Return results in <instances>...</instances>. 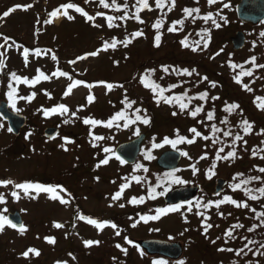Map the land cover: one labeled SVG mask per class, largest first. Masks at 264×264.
Returning a JSON list of instances; mask_svg holds the SVG:
<instances>
[{"label":"rangeland","instance_id":"1","mask_svg":"<svg viewBox=\"0 0 264 264\" xmlns=\"http://www.w3.org/2000/svg\"><path fill=\"white\" fill-rule=\"evenodd\" d=\"M70 2L82 7L89 15L95 16L97 12H103L104 16H95L94 20L95 24L102 27H94L93 21H88L74 9L67 10L74 17L72 20L62 14L58 18L49 16L50 12ZM108 2L111 4V0ZM162 2L165 7L160 9L156 7L155 0H148L152 10H141L139 15L144 23H139L134 18L137 0H117L122 6L121 10L113 7L105 9L99 5L98 0H90L89 3L84 0H0V44L4 43V36L10 38L5 47L0 49V52H4L0 60L7 64L0 73V102L8 103L12 112L28 119L26 128L18 138L0 120V180L38 182L46 186L62 185L67 192L57 189L56 195L68 199L67 194L71 193L72 197L70 205L66 206L59 199H50L51 193L37 194L35 190H30L29 194H25L13 185L0 186V195L6 201L0 204V213L7 216L18 212L27 229L21 234L19 230L6 225L3 232H0V264H154L159 257H150L137 246L139 241L147 239L182 243L183 258L175 263L167 260V264H180L181 261L184 264H227L230 260L239 263L233 259L237 256H233L232 252H221L218 249L241 247L243 237L249 234L247 229L252 227L256 219L251 212L253 207L237 208L225 203L216 208L214 204L209 205V202L221 200L224 196H231L238 202L244 201L243 195L237 190L233 191L230 183L235 174L244 168L243 164H246L250 150L263 134H258L254 129L246 139L247 144L236 147L235 160L217 161L218 149L215 145V148L208 145L204 139L195 137L189 131L193 126H201L199 118H192L188 111L180 113L177 104L168 105L163 101L157 104L151 89L140 83V76L146 69H155V75L150 76V79L168 88L174 84H165V78L170 76L171 69H195L190 77L175 73L173 81L180 86L167 92V95L187 91L188 96L192 97L193 94L207 91L209 99L192 100L190 109L203 106V112L208 113L214 109L220 116L225 112L223 109L227 104L237 103L240 108L234 111V122L244 117L252 121L254 118L264 120V110L257 107L264 102V68L254 69L251 77H242V83L249 84L253 89L246 91L233 79L241 68L233 70L229 66L234 63L242 65L244 70L253 69V65L249 63L253 56L256 57V64H264V35H261L264 33V23L258 27L240 25L235 11L239 0H217L212 5L208 4V0H199L198 3L196 0H175L172 11H168L171 0ZM125 3L128 6L126 9L123 8ZM227 4L229 7L224 8ZM29 5L31 6L27 7ZM187 7H198L200 16L212 12L220 27H215L211 21L205 22L197 18L193 22L191 18H187L183 30L168 32L173 21L184 18L182 10ZM13 8L16 10L7 17L3 16ZM122 10L129 14L125 19H118L124 16ZM106 16L116 17L114 23L119 27H107ZM158 18L164 24L160 29L161 44L155 47L157 30L152 25ZM45 20L52 22L45 23ZM141 29L143 35L127 48L118 44L115 50L109 49L96 57L77 60L78 57L100 48L102 39L116 37L123 40ZM177 29H180V25H177ZM209 32L210 41L207 48H203ZM236 32H243L247 41L245 49L240 52H234L230 42ZM185 37H188V48L180 43ZM196 41L201 42L202 50H191ZM21 46L30 50L27 64L24 62ZM36 49L41 50L39 56L36 55ZM53 54L57 56V60L52 59ZM72 60H77V63H69ZM116 61L119 63L116 64ZM163 66L169 67V73L162 71ZM0 67L3 65L0 64ZM57 69L69 73L72 79L52 77L48 81L25 84L17 83L10 76V73L15 72L31 81L38 75L37 70L51 75ZM204 76L208 79L202 80ZM75 80L85 83L65 96L67 86ZM100 81L123 84V88L117 86L108 91ZM211 82H216V87H212ZM13 90L17 91L14 96L15 108L7 96ZM46 92L50 93L51 98ZM32 93L35 96L29 101L26 97ZM90 94L95 97L91 103L87 101ZM125 96L136 101L132 108L122 103ZM213 96L219 99L213 101ZM257 97L262 100L258 101ZM61 103L69 107L68 113L57 112L44 116L43 109L56 107ZM124 108H128V111L121 121L114 122L111 127L105 126L107 120L116 115L115 112L125 113L122 110ZM137 108L141 110L139 113L135 111ZM73 112L76 113L75 116L72 115ZM173 112L177 115H172ZM137 114L150 118V123L145 125L135 120ZM85 118L105 123L85 125ZM130 118L135 122L128 123L125 127V120L128 122ZM65 120L69 122L64 123ZM54 128L59 130V134L54 139L45 138V130ZM137 129L139 135L145 134L142 153L135 166H126L115 158V150L121 144L137 138ZM177 130L182 135H177ZM93 136H102L104 139L93 140ZM181 136L186 139L196 138L198 142H183L177 149L153 147L154 144L159 145L165 137L179 139ZM64 138L72 142L65 144ZM62 144L67 151L61 147ZM105 148L112 151L105 152ZM223 148L224 152L219 153L220 156H225L232 150ZM168 150L179 152L183 158L178 171L163 175L156 161ZM184 152L188 155H183ZM149 155L152 159H148ZM202 156L205 158L201 159ZM105 158L109 159V163L97 168L96 165ZM136 165L142 167L137 168ZM193 165L198 169L195 173ZM209 169L215 172L211 179L208 178ZM134 177H139V182ZM175 178H180L185 183H174ZM220 178L227 182V187L224 194L214 199L211 194L216 180ZM125 184L128 187L124 188L121 198L114 201L112 197ZM180 186L201 188L196 200L190 205L191 211L188 210L189 207H182L179 211L161 215L158 220L144 221L138 218L140 213L143 217L157 215V206L163 205L165 196ZM153 188L156 189L155 199L151 198ZM13 191L19 194V200L11 195ZM133 197H144V202L132 204L130 200ZM121 204L124 207H120ZM4 209L7 211L4 212ZM79 211L100 217L103 221L114 222L118 227L113 229L109 226L98 230L95 226L78 220L76 217ZM221 212L224 213L223 217L219 215ZM207 217L210 219L206 223L213 226L205 234L204 223ZM54 222H59L64 227L57 229L53 226ZM237 223H242L245 227L234 229L233 236L227 237L226 230ZM118 230L120 235L115 234ZM49 236L55 237L54 245L45 239ZM87 240L100 243L86 247L84 242ZM117 244L126 248L127 254L117 248ZM258 245L259 243L257 248ZM29 248L37 249L40 255L30 253L25 258L22 253ZM251 262L256 263L254 259Z\"/></svg>","mask_w":264,"mask_h":264},{"label":"snow or ice","instance_id":"2","mask_svg":"<svg viewBox=\"0 0 264 264\" xmlns=\"http://www.w3.org/2000/svg\"><path fill=\"white\" fill-rule=\"evenodd\" d=\"M84 2L85 3H89L90 0H84ZM98 2H99V5H101L105 9H107L109 7H113L116 10H121V7H122L120 4L117 3V0H111V4L108 2V0H98ZM198 2H199V0H196V3H198ZM215 3H217V0H208V4L209 5H212V4H215ZM155 4H156V7L160 8V9H163L165 7V4L162 2V0H155ZM137 5L138 6L136 8V12L134 14V18L139 23H144V21L141 19L140 15H139V12L141 10H143V9H148L149 11H151L152 9H151V7H150V5L148 3V0H137ZM30 6L31 5H29L27 7H30ZM127 7L128 6L125 3L123 5V8L126 9ZM225 7H228V5H225ZM174 8H175V0H171V4L168 7V11H172ZM61 9H63L62 13H61ZM68 9H74L77 13H81L88 21H93V26L94 27H97V28L102 27V25L95 24L94 20H95V16H104L105 14L103 12H97L95 14V16L89 15V13L86 12L82 7H80V6H78V5L74 4V3H71V2L67 3L65 5H61L60 7L56 8L55 10H53L52 12L49 13V16L53 17V18H58L62 14L67 19L72 20L74 17L68 14V11H67ZM15 10L16 9L13 8L10 11L5 12L3 14V16L7 17L8 15H10V12H13ZM182 11L184 13V18L173 21L171 23V25L167 29L168 32H176L178 30H183V25L185 23V19H187V18H191L193 20V22H195V20L197 18H200V19H203L205 22L211 21L215 25V27H217V28L220 27V24H218L216 22L212 12H208L207 14H205L203 16H200L199 15L200 9L198 7H196V8L187 7V8H184ZM194 13L196 15H193ZM126 15L127 14L125 13V16L119 17L118 19H125ZM0 18H2V17H0ZM115 19H117V18L113 17V16H106L107 27H109V28L119 27L118 24L114 23ZM51 22H52L51 20H45V23H51ZM163 24H164V21L162 19L158 18L152 25V27L157 30V34L154 37V46L155 47H159L160 44H161L162 33L160 32V29L163 27ZM177 25H180V29H177ZM205 31H207V30H205ZM142 35H143V30L141 29V30H137V31L133 32L132 34H130L129 37H127V38H125L123 40L118 39L116 37H112L110 39H102V43H101V47L100 48H98L95 51L87 53L85 56L78 57L77 60H83V59H86L89 56L90 57H96V56H98L100 54V52H102V51L106 52L109 49L115 50L117 48L118 44L122 45L125 48H127L136 38L141 37ZM197 35H202V34L201 33H197ZM261 35H264V33H262ZM210 38L211 37H210V32H209L208 33V40H205L203 42V48H207L208 42L210 41ZM9 39L10 38L7 37V36L3 37L4 43L0 44V49H3L5 47V45L7 44ZM180 43L185 48L190 47L189 42H188V37H185L183 40L180 41ZM200 44H201L200 41H196L195 42V46L191 47V50L192 51L202 50L200 48ZM21 48H22V56L24 58V62H25V64H27L30 50L27 47H23V46H21ZM221 51H222V49H221ZM40 54H41V50L40 49H36V55L39 56ZM217 55H219V52L217 53ZM3 56H4V52H0V57H3ZM52 59L53 60H57L58 58H57V56L55 54H53L52 55ZM77 60L69 61V63L75 64V63H77ZM115 63L118 64L119 62L116 61ZM249 63H251L253 65V69L244 70L242 65H237V64H234V63H230L229 66L233 70H235L237 67L241 68L240 73L237 76H234L233 79L235 80L236 83L241 84L242 88L244 90L253 91V89L249 86V84L242 83V77H244V76H248V77L253 76V70L256 69V68H264V64H260V65L256 64V57L255 56L250 58ZM0 64L3 65V67H0V73H2L3 69L7 67V64H6V61H3V60H0ZM37 71H38V75H36L34 77V79H32L31 81L27 77L18 76L15 72L10 73V76H11L12 80L16 81L17 83L23 82L25 84H35V83L40 82L41 80L48 81V80H51L52 77H57V78H59V77H68L69 80L72 79L71 76H69V73H67L65 71H61L59 69L54 71L51 75H46L43 71H40V70H37ZM155 71H156L155 69H146L145 72L140 76V83L145 88L151 89L152 93L155 96L157 104H159L161 101H163L164 103H166L168 105L177 104L178 107H179L180 113L188 111V114L192 118H196L200 113H202L204 111L203 106H196L195 108L190 109V104H191V101L194 100V99H198L200 101H207L209 99L207 91L199 93V94H197L195 96H192V97L188 96V92L187 91H185V92H183L181 94H178V95H171V96L165 95V92H171L174 88H176V87H178L180 85L173 84V85H170L168 88L162 87L160 84H157L154 80L150 79V76H154L155 75ZM162 71L164 73H166V74L169 73V67L168 66H163L162 67ZM172 71L175 72L177 75H184V76H189L190 77V76H192L194 74L195 69L189 70L187 68H183V69L177 70V69L173 68ZM195 74L199 75L198 72H196ZM161 79H163V77H161ZM207 79H208L207 76L202 77V80H207ZM84 83H85L84 81L75 80L74 82L70 83L67 86V90L64 93V95L67 96V95L71 94L75 87H77L78 85L84 84ZM99 83L104 84L108 91H111L114 87H117V86L120 87V88H123V84L114 85L113 83H108L106 81H100ZM211 86L212 87H216V82H211ZM9 87L11 88V85H9ZM45 94L48 95L49 98H51L50 93L46 92ZM7 96H8V99L12 101V107L15 108V106H16V101L14 99L15 91L14 90L13 91H9L7 93ZM34 96H35V93H32V95L29 96V97H26V99H28L30 101L32 98H34ZM94 99H95V97L93 95H91V94L87 97V101L89 103L93 102ZM211 99L214 101L216 99H219V97L213 96V97H211ZM256 99L258 101L262 100L261 97H257ZM185 100H187L188 102L185 103L184 102ZM122 103L125 104L128 108H132L133 105L136 103V101L129 100L127 98V96H125V99L122 101ZM257 107L260 108L261 110H264V102L259 103L257 105ZM239 108H240L239 104L232 103V104H227L225 106V108L223 109V111L228 112L229 114H231L232 112H234L235 110H237ZM42 111H43L44 116H49V115H52V114H56L57 112H59L60 114H65V113H68L70 111V109H69L68 106H66L63 103H61V104H59L56 107H52V108H49V109H43ZM135 111H136V113H139L141 110L139 108H137ZM72 115L75 116L76 113L73 112ZM172 115L175 116V115H177V113L173 112ZM124 117H125V113L123 111L118 112V113H116V115L112 119H110V120H108L106 122L105 126L111 127L112 124H113V120H120L121 118H124ZM206 119L208 121H212V120L215 119V110L214 109L209 111L208 113H206ZM135 120H139L145 125L150 123V118H148L146 116L142 117L139 114L136 115ZM68 122H69L68 120L64 121V123H68ZM134 122L135 121L131 120V119L128 121V123H134ZM83 123L85 125H99V124H104L105 122L100 121V120H96V119H92V118H85L83 120ZM200 123H204V121H200ZM221 123L228 124L229 121L227 120V118H225V119H223L221 121ZM241 125H242V131H243L244 135H249V134L252 133L253 128H254V122H250L247 119H243L241 121ZM124 126L127 127L128 125L125 124ZM8 131L11 132L12 129L9 128ZM189 131L191 133H193L195 135V137H200V138H202L204 140H208L210 138H213V143H216L217 139H215V134L217 132H221L222 129L218 128L215 124H212L211 125V133H212L211 137L208 136V135H203L200 131L197 130L196 127L190 128ZM258 134H264V129H261ZM29 135H31V133H29ZM136 135H139V129L136 130ZM177 135H179V130H177ZM223 135L225 137H227V136H232L233 133L229 129L228 131H223ZM102 139H104V137H102V136H93V140H102ZM64 140H65V144L72 142L68 138H64ZM239 141H243L244 145L247 144V141L244 139V136L240 135L239 133L235 134L234 138H233L232 150L229 151L225 156H220L219 153L224 152V148L223 147L219 148L218 152L216 154V160L217 161H219V160H226V161L227 160H235L237 158V152H236L237 143L236 142H239ZM183 142H186L188 144H192L195 141H194V139H186L185 137L181 136V137H179V139H168V138H165L163 143L164 144H171L172 147L175 148L178 143H183ZM93 146L95 147L96 145L93 143ZM161 146L162 145H156V144L153 145V147H161ZM61 147L64 148L65 151H67V148L64 146V144H62ZM104 151L105 152H111L112 149L105 148ZM182 154L185 155V156L188 155L187 152H184ZM252 154H253V156L257 155L255 149H253V153ZM115 158L117 160H120L121 163H125L124 160H121L119 155H117ZM203 158H205V157L202 156L201 159H203ZM261 158L264 159V156H262ZM148 159H152L151 155L148 156ZM108 163H109V159L105 158L102 161H100V163L97 164L96 167L99 168L101 164L107 165ZM136 167L137 168H141L142 165H136ZM214 167H215V165H213V169H214ZM192 170H193L194 173L198 171V169H196L194 165L192 166ZM258 171L260 173H264V167H260L258 169ZM213 175H215V172L212 169H209L208 178L211 179V177ZM240 176H243V173H237V175H236V177H234V179H236L237 177H240ZM96 179L99 180V177H96ZM134 179L137 182H139V177H134ZM260 179H261V177L256 176V177H250L249 179L242 180L240 183H235V184L232 185L233 191H235L237 189H242L244 191L245 196H247L250 200L255 201V200H257L260 197H264V187H260V188L257 189V191L260 194V197H258L257 195H253L251 190H249L247 188H244L243 186L251 183L252 180H260ZM173 182L174 183H178V184L185 183V181L180 179V178H175ZM8 185H13L15 189L23 190V192L25 194H29L30 190H35V192L37 194H39L41 192H43V193H51L52 195L49 197L50 199H52V200L59 199V202L62 205H66V206L70 205L71 200H72L71 193L67 194L68 195V199H65V198H63L61 196L56 195L57 189H59L61 192H67V189L64 188L62 185L46 186V185L38 183V182H36V183H34V182L17 183L15 181L11 180V179L0 180V186L7 187ZM126 187H128L127 184L123 185L121 187L120 191L116 192V194L112 197V199L114 201L115 200H119L121 198V196H122L124 188H126ZM155 193H156V189L153 188L152 189L151 198H153V199L156 198ZM160 194L163 195V193H160ZM11 195L13 197H15L17 200H19V198H20L19 194L16 191H13L11 193ZM5 202L6 201H5L4 197L2 195H0V204L5 203ZM143 202H144V197H140L139 199L133 197L130 200V203H132V204L143 203ZM225 203L232 204V205H234L237 208H240V207L248 208L249 207V204L246 201L238 202L236 199H233L231 196H224L221 200H218V201H215V202H209V205H213L214 204V206L216 208H219L222 204H225ZM209 205H205V206L207 207ZM120 207H124V205L121 204ZM179 207H180L179 205H176V206H173L171 208H160V209L157 210V213H158L157 215H154V216H151V217L144 216V217H141V219H143L144 221H147L149 219L158 220V219H160V216L163 215V214H166L168 212L178 211ZM188 210L191 211V206H189ZM6 211H7V209H4V212H6ZM252 211L255 212V209H252ZM198 214L202 215L201 213H198ZM219 215L221 217H223L224 213L221 212V213H219ZM229 215H231V214L229 213ZM259 217L264 218V212H260L259 213ZM76 218L78 220H80V221H85L89 225L95 226L98 230H103L105 227H109V226L112 227L113 229H116L118 227L114 222H111V221H103V222H101V221H99L97 219H93V218L85 216L83 214H78ZM207 219H210V217L205 218V223H204V233L205 234H207V230L210 229L213 226L211 224L206 223ZM6 225L12 227L13 229H16L18 227V225L16 223H13L12 220L8 218V216L0 213V232H3V230H4ZM53 226L55 228H57V229L64 227V225L59 223V222H54ZM73 226L75 227V225H73ZM133 226H135V225H133ZM244 227L245 226L242 223H237L235 225H232L229 229L226 230L225 235L227 237H232L234 229H236V228H244ZM26 230L27 229H26V227L23 224L19 225V231H20L21 234H23ZM247 231H249V232L255 231V227H250V228L247 229ZM115 234L116 235H120V231L119 230L116 231ZM45 239L50 244L54 245L56 243L55 237L49 236V237H46ZM243 239L245 241L248 240L247 237H243ZM84 243H85L86 247H91L93 244L98 245L100 243V241L87 240ZM129 243H131V241H129ZM213 243H215V241H213ZM248 243H252V241H248ZM248 243H246L240 249L220 248V249H218V251H221V252H223V251L233 252L235 256H240L242 253L247 255V252L245 251V249H248V251H252L250 248H248ZM257 243H259V242H257ZM116 247L120 248L122 252L127 254V249L126 248H121V245H119V244H117ZM259 247H260V249H264V243H260ZM30 253L34 254L35 256H39L40 255V252L37 249H35V248L27 249L26 251H24L22 253V255L25 258H27V257H29ZM253 255L264 256V251H255V252H253ZM57 264H61V262H57ZM154 264H167V262L164 261V260H157V261H154ZM180 264H184V262L181 261ZM233 264H238V262L234 261ZM247 264H252V262L248 261ZM257 264H258V262H257Z\"/></svg>","mask_w":264,"mask_h":264},{"label":"water","instance_id":"3","mask_svg":"<svg viewBox=\"0 0 264 264\" xmlns=\"http://www.w3.org/2000/svg\"><path fill=\"white\" fill-rule=\"evenodd\" d=\"M236 14L238 20L244 25H260L264 22V0H241L240 4L237 6ZM232 44L234 51H241L246 45L244 34L242 32H238L236 36L232 38ZM0 117L7 122L9 128L12 129L11 132L16 137L20 136L21 131L27 125L26 117L12 113L8 104L5 102L0 103ZM58 134L59 131L57 129H47L44 132V136L48 139H54ZM144 139L145 136L142 135L136 140L120 145L116 150V155H119L121 160H124L125 163L133 165L140 155ZM181 159L182 156L178 152L167 151L159 157L157 165L165 172H175L179 168ZM225 184V180H217L213 196H217L222 193ZM199 190V187L177 188L168 194L165 199V204L178 205L184 202L187 203L195 197ZM80 214L83 213L81 212ZM8 218L11 219L13 223L18 225L16 228L17 230H19L20 224L24 225V222L18 212L13 214L10 213ZM91 218L101 221L100 218ZM139 245L150 256H161L177 261L183 255V247L179 243L147 240L140 242Z\"/></svg>","mask_w":264,"mask_h":264},{"label":"trees","instance_id":"4","mask_svg":"<svg viewBox=\"0 0 264 264\" xmlns=\"http://www.w3.org/2000/svg\"><path fill=\"white\" fill-rule=\"evenodd\" d=\"M228 7H224V8H228ZM121 13L124 16H125V13L127 14V16L129 14L127 11H124V10H122ZM174 74H175V72H173L172 69H171L170 76L168 78H165L166 79L165 84H167V83L172 84V82L174 84H176L173 81L174 80V77H173ZM177 77H179V76H177ZM15 89L18 90V87L15 86ZM16 93H17V91H15V94ZM165 95H167V92H165ZM193 95L195 96V94H193ZM127 109L128 108L122 109V110L126 111L125 114L128 111ZM129 111H131V110H129ZM118 112L119 111H117L115 113H118ZM199 115L200 116H197L196 118H199L198 121H204V123H201V126H193V127H196L197 130L199 129L198 131H200L203 135H208V136L211 137V135H212V133H211V125L212 124H215L218 128L222 129L221 132H217L215 134V139H217L216 143H213V138L205 140L208 145L213 146V147L215 145V147L217 149H219L221 147H225V149L226 148H232L233 138H234V135L237 134V133H239L240 135L244 136L245 140L250 135V134L249 135H244V133L242 131L241 121L243 119H247L248 121H252V120H250L249 118H245L244 117L243 119H240L239 121L234 122L232 120V117H234V112H232L231 114H229L228 112H224L220 116H219V114L215 113V119L212 120V121H208L206 119V112H202ZM113 117L109 118L108 120L112 119ZM225 118H227V120L229 121L228 124L221 123V121L223 119H225ZM122 119L123 118H121L120 120H113V123L114 122H119ZM130 119L133 120L132 118H130ZM125 122H126V124H128L127 119L125 120ZM252 122H254L253 130L255 129V130H257L259 132L261 129H264V120H263V118H260V119H255L254 118ZM229 129L231 130L233 135L225 137L223 135V131H228ZM179 135H182V134H179ZM165 138H167V137H165ZM168 139H174V138L168 137ZM193 139L195 141L194 143L198 142V139H196V138H193ZM163 142H164V140L159 144V145H162V146L161 147H157V148L163 149L165 147H172L171 144H164ZM236 143H237V147H239L241 144H243V141H239V142H236ZM179 145H180V143H178L175 148H173V147L172 148L173 149H177L179 147ZM253 149H255V151L257 153V155H255V156H253V154H252L253 153ZM262 156H264V134L261 137L260 141L255 142V144L253 145V148L250 150V155L247 156L246 164H243V165H245L244 168L241 171L238 172V173H243V176H240V177H237L236 179H234V177H236V175H237V173H236L235 176L231 180L230 186L232 187L233 184L240 183L242 180L249 179L250 177L259 176V177H261L260 180H252L251 183H249L247 185H244L243 187L251 190L253 195H257L258 197H260V194L257 191V189L260 188V187H264V173H260L258 171V169L260 167H264V159L261 158ZM162 174L163 175H167V174H164V173H162ZM237 192H240L243 195L244 201H246L249 204V206H251V207H253V209H255V212H253L252 209H251V212H252V214H254L256 219H255V222L252 223V227H255V231L249 232V234L247 235L248 240L247 241L243 240L242 241V245H241V247H243L246 243H248V241H252V243H248V248H250L252 251H248V249H245V251L247 252V255L242 253L240 256H237L236 258H233V257L232 258L238 260L239 261L238 264H247V262L251 261V259H254L256 261L255 264H257V262H258V264H264V256L253 255V252L257 251L258 248H259V251H264V249H260L259 245H258V248H257V242H259V244L260 243H264V218L259 217V213L260 212H264V197H260L257 200L253 201V200H250L247 196H245L244 191L242 189H237ZM241 247H239V246L235 247L234 246L233 249H240ZM233 256H234V253H233ZM158 259L159 260H164V261L167 262V260H165V259H162V258H158ZM234 261L230 260V262L227 263V264H233ZM170 263H172V262H170ZM221 264H224V263H221Z\"/></svg>","mask_w":264,"mask_h":264},{"label":"flooded vegetation","instance_id":"5","mask_svg":"<svg viewBox=\"0 0 264 264\" xmlns=\"http://www.w3.org/2000/svg\"><path fill=\"white\" fill-rule=\"evenodd\" d=\"M159 207H161V205L157 206L156 210H158ZM162 207H163V206H162ZM181 207H182V206H181ZM163 208H165V207H163ZM166 208H167V207H166ZM147 240H149V239H147ZM141 241H142V240H141ZM139 242H140V241H139ZM139 242H138V243H139ZM138 243H137V246H138ZM138 248H139V246H138Z\"/></svg>","mask_w":264,"mask_h":264}]
</instances>
